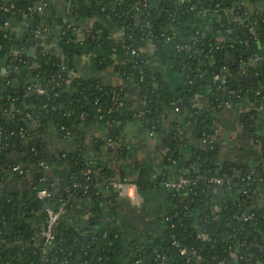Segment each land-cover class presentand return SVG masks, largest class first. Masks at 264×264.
Listing matches in <instances>:
<instances>
[{"label": "trees", "instance_id": "16d2710c", "mask_svg": "<svg viewBox=\"0 0 264 264\" xmlns=\"http://www.w3.org/2000/svg\"><path fill=\"white\" fill-rule=\"evenodd\" d=\"M43 1L0 0V16L5 17L0 21V63L9 67L8 75H0V167L20 165L26 171L41 167V162L50 164L53 157L43 133L54 129L63 136L68 131L74 134L79 123L93 119L96 112L109 130L101 147L119 141L123 123L140 119L155 133L166 128L163 144L168 149L166 157L172 158L184 141L178 121L165 123L176 107L179 111L192 108L194 133L206 143L186 163L187 171L177 174L195 183L171 192L174 206L166 234L146 246L124 240L116 230L100 231L95 244L87 243L81 233L61 230L60 224L55 241L45 244L40 226L28 225L25 202L37 201L35 206L44 209L37 194L42 188L51 193L48 203L55 204L67 197V191L97 198L100 185L113 188L111 180H129L126 175L118 178L104 159L86 158L78 149L66 153L72 172L59 189L49 180L35 181L26 200L17 195L0 198V264H106L124 254L128 264H264V249L255 241L264 235V207L257 204L255 194L264 180V162L252 166L225 160L212 139L214 115L223 104L247 99L256 105L264 103V7L237 24L226 13L233 0H164L159 9L150 4L142 10L135 8L140 0H71L73 15L63 20L57 44L48 49L50 38L44 33L34 37L27 28L20 39L6 26V21L12 25L39 21ZM75 15L93 23L79 32ZM211 19L212 27L205 34L200 24ZM151 38L157 41L160 56L183 71L180 87L154 88L145 60L140 53L131 54ZM80 56H86L97 70L115 73L117 82L80 74L76 65ZM130 82L141 89L138 109L129 101ZM202 91H207V108L195 109L190 100ZM255 139L262 144L264 160V133H256ZM131 180L139 189L152 184L144 174ZM228 188L237 198L215 208L212 191ZM247 215L252 217L245 219ZM97 244L102 254L94 248ZM181 248L187 253L181 254Z\"/></svg>", "mask_w": 264, "mask_h": 264}, {"label": "crops", "instance_id": "0c3cea01", "mask_svg": "<svg viewBox=\"0 0 264 264\" xmlns=\"http://www.w3.org/2000/svg\"><path fill=\"white\" fill-rule=\"evenodd\" d=\"M112 1L115 3L121 0ZM163 1L149 0L156 9L161 7ZM234 2H238L237 6H233L229 10L226 9V13L227 17L237 24L242 23L246 16L264 7V0H233ZM71 6V0H44L41 2L39 6L41 18L36 22V33L42 35L44 33L45 38H50L46 41L48 49H53L57 44L58 36L62 32L63 20L69 15H73ZM78 16L75 15L72 20L74 25H78L79 32H82V28L84 29L85 26H90L93 23V19ZM212 21L213 19L200 24V29L205 34L210 31ZM29 22H24L26 23L25 29L28 28L32 31L33 29L28 27ZM6 26L16 34L22 30L21 26L12 25L10 21H6ZM80 35L83 34L80 33ZM159 50V45L153 38L145 40L139 48V53L151 74L153 87L174 89L180 87L184 82L183 71L179 70L167 57L160 56ZM76 65L79 73L85 76L101 77L106 82L114 84L118 80V76L110 70L100 71L92 67L87 62L86 56L76 59ZM8 73L9 67L6 63L1 62L0 75L5 76ZM127 94L133 108L138 109L141 106L140 87L130 82L127 86ZM190 101L191 106L195 109H198L199 106L205 107L208 102L207 91L199 92ZM254 110L256 111L255 115L250 114ZM191 114L192 108L186 107L182 111L174 110L165 118V123L167 122L168 126L175 121L179 122L181 137L184 140L172 158L166 157L168 149L163 144L166 128L151 135V130L140 119L129 120L121 125L119 141L114 142V147L119 149L113 148L108 152L105 151V144L101 147L100 142L107 140L109 130L99 114H95L93 119L82 120L72 136H63L54 129H48L43 133L42 138L53 157L51 165H48L47 168L40 167L45 170L44 172L34 166L29 170L27 174L29 176L18 178L15 175L7 174L9 168L0 169L4 173V175H0V198L17 195L22 200H26L25 195L31 190L35 181L49 180L56 190L59 189L62 180L72 172L68 162L64 161L59 153L66 154L78 149L86 158L94 160L100 158L107 161L108 167L113 171L116 170L118 178L121 175H126L131 180L144 174L152 181V184L143 189L136 186L131 187L128 189L129 193L126 194L116 188L100 185V194L97 198L75 195L61 215L58 223L60 229L68 231L73 229L81 233L87 243L95 242V235L100 231L116 230L117 233L122 234L124 240L137 246L151 244L166 234L168 214L174 206V196L171 190L165 186L166 180L176 178L180 172H186V163L206 143L194 133L190 119ZM249 114L251 115V125L248 120ZM213 130L212 139L220 145L223 159L252 166L264 162L262 144L255 139L256 133H264V103L256 105L253 99L226 102L214 115ZM36 175L42 177L37 180ZM255 194L257 204L264 207V180L257 186ZM211 195L210 200L215 208H219L231 198H237L231 188L220 191L215 189ZM42 202L44 201L42 200ZM25 203L29 209L28 225L31 227L40 226L42 229L46 218L45 210L35 206L37 201L34 204ZM260 239L263 241H258ZM255 241L263 250L264 235ZM98 247L100 246L97 244V247L94 248L98 250ZM100 248L101 251L98 250V252L102 254L103 249ZM128 263L127 254L118 256L115 263L106 262V264Z\"/></svg>", "mask_w": 264, "mask_h": 264}, {"label": "built area", "instance_id": "2783aa9c", "mask_svg": "<svg viewBox=\"0 0 264 264\" xmlns=\"http://www.w3.org/2000/svg\"><path fill=\"white\" fill-rule=\"evenodd\" d=\"M148 5H150L149 0H140L136 3L135 8H136V10H142L141 8H143V7L145 8ZM38 9L40 11V8H38ZM138 53H139V51L136 49L131 50L132 55H136ZM258 58H261V57L258 56L257 59ZM215 78L218 79V78H220V76L216 75ZM225 81H226V79L222 78V82H225ZM40 92H43V90H40ZM175 110L179 111V108L176 107ZM153 134H154V131L151 130V135H153ZM72 135L73 134L70 131H68L66 136H72ZM109 144L114 145V142L109 141L104 146L109 145ZM48 165L49 164H46L45 162H41L39 164V166L45 167V168H47ZM10 169L13 171V175H15V173L24 174V173L29 172V170L25 171L24 168L21 167L20 165L12 166V168H10ZM214 180L217 184H222L221 179H214ZM109 183H110L109 185H112L113 188H116V190L121 191V193H123V194L129 193V191H128L129 188L135 187V186L137 187V185L134 182L129 181L127 179H124V180H114L113 179ZM194 183H195V180L193 181L192 179L186 178L184 176H179L178 178L176 177V178H173L170 180H166L165 186L175 192L176 190H181L185 186L190 185V184H194ZM37 194H38V197H40L42 200H43V198H49L51 196V193L45 188L40 189ZM65 195H67L66 198L60 197L58 199V201L56 202L57 203L56 208L49 207V208L45 209V214H46L45 223H44L42 230L40 231V237L43 238L45 244H51L55 241L56 226L58 225L60 218H61V215H62L63 211L65 210L67 204L71 201L73 196H75L74 194H69L68 191L66 192ZM251 217H252V215H247V216H245V219H249ZM176 244L178 245V243H176ZM180 253L186 254L187 249L181 248ZM221 264H227V263L222 261Z\"/></svg>", "mask_w": 264, "mask_h": 264}, {"label": "water", "instance_id": "95a60500", "mask_svg": "<svg viewBox=\"0 0 264 264\" xmlns=\"http://www.w3.org/2000/svg\"><path fill=\"white\" fill-rule=\"evenodd\" d=\"M237 4H238V2H234L233 3V6H237ZM79 17V16H78ZM0 20L1 21H4L5 20V17L2 15V16H0ZM245 20V19H244ZM14 25V24H13ZM15 25H19V26H21L22 27V30L19 32V37H20V39H22V38H24V32L26 31V29H25V27H26V23H24V22H21V21H17L16 23H15ZM28 27L30 28V29H34L35 30V27H36V20L35 19H32V20H30V22H29V24H28ZM36 34V32H33V35H35ZM88 49H89V47H87L86 48V50L88 51ZM142 57V56H141ZM144 57V56H143ZM13 106H15V104L13 105ZM96 114H99V113H97L96 112ZM100 115V114H99ZM11 116V115H10ZM104 148H105V151L107 150V152L110 150V149H113V148H115V150H117V149H119L118 147L116 148V147H114V145H106V146H104ZM22 164L24 165L25 163L24 162H22ZM7 169L9 168V165H8V167H6ZM0 169H4V167H0ZM38 169H40V167H38ZM41 170V172L43 171H45L44 169H40ZM7 174H10V175H13V171L9 168V170H8V172H7ZM0 182H1V178H0ZM171 190V189H170ZM243 191V190H242ZM171 192H172V190H171ZM43 201H44V209H47V208H49V207H51V208H56V206H57V203H55V204H49L48 203V201H47V198H43ZM94 244H95V242H94ZM98 250L99 251H101V248L100 247H98Z\"/></svg>", "mask_w": 264, "mask_h": 264}, {"label": "flooded vegetation", "instance_id": "af4514ba", "mask_svg": "<svg viewBox=\"0 0 264 264\" xmlns=\"http://www.w3.org/2000/svg\"><path fill=\"white\" fill-rule=\"evenodd\" d=\"M40 13V12H39ZM36 20V19H35ZM5 21V20H4ZM38 20H36V22H37ZM36 28L37 27H35V30L33 29L32 31H31V33H32V36H34V37H36L37 36V33L35 34V35H33V32H36ZM13 111H14V109H13ZM12 117V116H11ZM13 118V117H12ZM48 152H50L49 150H48ZM59 155H60V157H65V154H63V152H61V154L59 153ZM64 161H66L65 160V158H64ZM49 165H51V163L49 164ZM28 174V172L27 173H24V174H20V175H23V177H26V176H29V175H27ZM18 178V177H17Z\"/></svg>", "mask_w": 264, "mask_h": 264}]
</instances>
